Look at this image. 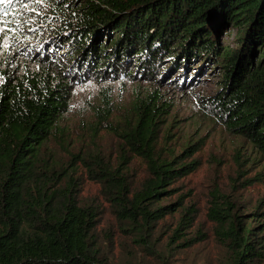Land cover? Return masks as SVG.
<instances>
[{
    "label": "trees",
    "instance_id": "obj_1",
    "mask_svg": "<svg viewBox=\"0 0 264 264\" xmlns=\"http://www.w3.org/2000/svg\"><path fill=\"white\" fill-rule=\"evenodd\" d=\"M38 5L46 14L36 12ZM0 14L11 44L23 43L30 53L17 74L4 72L0 86V264H111L98 247V208L79 201L73 172H50L39 158L68 112L77 76L102 78L109 69L122 78L133 59L145 75L163 60L181 72L214 62L222 69L210 99L218 120L264 158V0H12ZM36 17L46 29L32 41L36 28L27 26ZM233 27L240 31L235 45L222 46L220 35ZM59 50L68 57L54 56ZM169 107L156 91L135 101L114 162L95 156L83 162L95 171L125 233L144 241L177 213L173 239L180 247L189 241L183 230L196 211L183 196L162 202L197 164L160 152ZM136 159L146 168L140 182L129 174ZM212 198L207 217L230 253L225 264H264V218L241 212L224 194Z\"/></svg>",
    "mask_w": 264,
    "mask_h": 264
},
{
    "label": "rangeland",
    "instance_id": "obj_2",
    "mask_svg": "<svg viewBox=\"0 0 264 264\" xmlns=\"http://www.w3.org/2000/svg\"><path fill=\"white\" fill-rule=\"evenodd\" d=\"M35 9L46 14L42 5ZM43 25L46 26L45 22L36 17L35 24L27 26L29 30L36 28L29 32L32 41L45 34ZM239 35V29L233 27L228 35H220L219 42L232 48ZM10 39L5 26L0 24V86L6 77L4 72L17 74L30 54L23 43L13 45ZM66 54L59 50L54 56L64 59L68 57ZM22 55L25 56L22 58ZM5 56H11L7 64L3 61ZM138 61L133 59L126 64L122 78L108 69L103 71L102 78L91 73L86 78L77 76L74 79L68 112L58 121L56 132L41 149L40 161L50 172L63 168L73 172L80 188L79 201L98 208V247L109 261L111 259V264L131 261L141 264H225L230 253L216 237V226L207 217L212 195L224 194L241 212L258 211L264 218V158L247 140L231 134L221 124L210 103L220 88L221 66L211 62L201 68V62L195 64L194 69L181 72L163 60L152 75H145L139 73ZM129 72L133 75L126 76ZM153 91L170 105L161 119L160 152L171 158L185 155L184 162L197 164L195 171L176 183L172 196H165L162 202L167 206L177 202L178 196H183V204L196 211L194 223L183 230L189 241L180 247L173 239L179 223L177 213L162 220L154 235L144 241L137 240V233H125L102 193L100 181L93 177L95 171H90L83 162V159H92L91 156L105 159L104 163L114 162L123 143L120 134L126 125H130L134 102L145 99ZM108 110L110 114L106 121L103 116ZM145 172V164L137 159L129 170L130 176H135L134 182H140Z\"/></svg>",
    "mask_w": 264,
    "mask_h": 264
},
{
    "label": "snow or ice",
    "instance_id": "obj_3",
    "mask_svg": "<svg viewBox=\"0 0 264 264\" xmlns=\"http://www.w3.org/2000/svg\"><path fill=\"white\" fill-rule=\"evenodd\" d=\"M5 2L10 4L12 0H0V3H5Z\"/></svg>",
    "mask_w": 264,
    "mask_h": 264
}]
</instances>
